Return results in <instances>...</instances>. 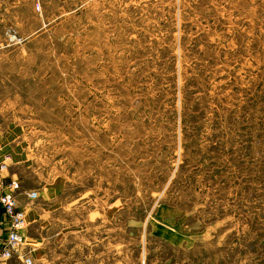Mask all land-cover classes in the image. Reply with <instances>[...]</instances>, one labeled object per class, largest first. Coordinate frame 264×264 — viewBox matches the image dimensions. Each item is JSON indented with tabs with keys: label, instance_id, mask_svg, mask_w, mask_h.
I'll use <instances>...</instances> for the list:
<instances>
[{
	"label": "rangeland",
	"instance_id": "374dc122",
	"mask_svg": "<svg viewBox=\"0 0 264 264\" xmlns=\"http://www.w3.org/2000/svg\"><path fill=\"white\" fill-rule=\"evenodd\" d=\"M16 13L0 23V149L23 161L18 207L41 213L32 264H264V0Z\"/></svg>",
	"mask_w": 264,
	"mask_h": 264
},
{
	"label": "built area",
	"instance_id": "2783aa9c",
	"mask_svg": "<svg viewBox=\"0 0 264 264\" xmlns=\"http://www.w3.org/2000/svg\"><path fill=\"white\" fill-rule=\"evenodd\" d=\"M10 162V155H6L0 160V175L7 171ZM19 190V182L15 178L11 179L0 189V209L5 222L3 239L0 245V259L8 261L15 258L20 264H32L29 252L23 250L27 239L22 234V231L27 227L28 219L26 208H21L17 205ZM26 196L29 201H32L38 197V193L35 190H31L26 193Z\"/></svg>",
	"mask_w": 264,
	"mask_h": 264
},
{
	"label": "crops",
	"instance_id": "0c3cea01",
	"mask_svg": "<svg viewBox=\"0 0 264 264\" xmlns=\"http://www.w3.org/2000/svg\"><path fill=\"white\" fill-rule=\"evenodd\" d=\"M27 1H30V0H0V23L4 21L5 22L4 24H6L7 21L12 20V19H10L11 17L14 18L15 20H17V15L18 14L16 12ZM32 1H35V0H32ZM14 23H17V21H15ZM12 25H14V24H12ZM12 25H10V27ZM28 36H30V35H28ZM0 38H1V36H0ZM26 38L27 37H19L18 38V36H16V35H10L9 34L7 36V39H6V41H7L6 45L14 43L15 41H18V40L23 41ZM4 39H5V37H4ZM6 155H10V157H11V162L9 164L10 167L13 166V165H16V164H18L20 162H23L22 160L18 159L15 154L5 153V151H1V149H0V160H2L4 158V156H6ZM10 167H9V171L8 172L1 173V175H0V189L5 184H7V182H9L10 179H13L14 177H16V173L10 171ZM28 191H31V190L30 189L23 190V193L25 194V196H26V193ZM38 195H39V193H38ZM26 200H29L27 198V196H26ZM54 209L55 208H53L51 210H54ZM0 215H1V219H0V245H1V241L3 239V229H4L3 225H5L1 209H0ZM40 217H41V213L38 212V207L37 206L36 207L33 206V209H31V211H29L27 213L28 225L29 224H33L34 222H36L38 219H40ZM41 224H42V226H40L41 228L50 227L51 226L50 221H43ZM24 230L22 231V234L27 239V241H31V242L36 243V244L42 242L43 237H41V234L33 235L31 238H27L26 235L24 234ZM12 260L15 261V262H18L20 264V262L17 261L15 258H12V259H10L8 261H1L0 260V264H9Z\"/></svg>",
	"mask_w": 264,
	"mask_h": 264
}]
</instances>
